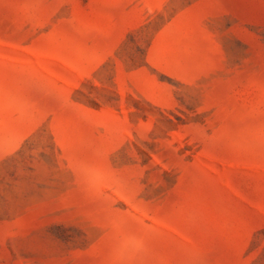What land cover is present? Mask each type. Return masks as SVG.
Returning <instances> with one entry per match:
<instances>
[{
	"label": "rangeland",
	"instance_id": "obj_1",
	"mask_svg": "<svg viewBox=\"0 0 264 264\" xmlns=\"http://www.w3.org/2000/svg\"><path fill=\"white\" fill-rule=\"evenodd\" d=\"M0 264H264V0H0Z\"/></svg>",
	"mask_w": 264,
	"mask_h": 264
}]
</instances>
